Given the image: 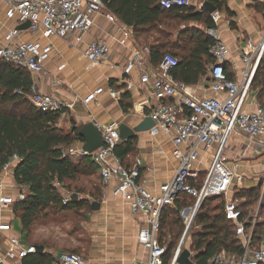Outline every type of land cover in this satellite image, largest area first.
<instances>
[{
    "label": "built area",
    "instance_id": "built-area-1",
    "mask_svg": "<svg viewBox=\"0 0 264 264\" xmlns=\"http://www.w3.org/2000/svg\"><path fill=\"white\" fill-rule=\"evenodd\" d=\"M193 1L159 0V3L163 8L171 9L192 6ZM203 4L204 2L198 6L200 11ZM0 6L5 8L7 20L16 25L0 40V61L23 67L35 74L42 73L45 64L52 57L53 37L64 39L69 34L78 32L79 39L82 40L94 25V17L106 8L104 0H0ZM210 15L217 28H207V34L214 40L210 49L213 62L208 68L207 77L211 89L217 94H222L221 96H199L190 85L176 80L172 70L180 61L172 53H165L156 68H147L145 55L149 50L139 49L123 69L129 78L127 90L135 87L131 77L134 69H137L141 83L151 89L152 97L157 100L151 111L145 114V117L150 116L155 121V125L150 129L152 135L165 133L172 137L173 156L179 162V167L174 178L160 186L158 194L151 193L140 183V161L133 167H128L115 155V148L122 142L120 123L116 121L108 124L93 121L102 134V145L94 152L88 154L82 146L76 148L74 145L65 150L69 155L89 156L100 175L102 185L105 187L115 181L113 195L126 201L133 212H139L145 217L147 227L140 231L138 238L148 252L147 264H164L167 247L161 244L159 238L161 215L164 208H175V201L181 194L196 199L194 206L184 207L180 211L186 230L192 226L197 211L206 198H226L224 214L227 220L235 224L244 254L239 257L223 249L216 253L208 264H264V238L258 246L254 245L256 219H241L243 211L238 200L229 197L233 179L237 174L228 167L222 157L229 138L236 132L244 135L252 147L264 150V108L259 105L252 88L254 77L264 57V35L259 43L252 40L246 42L245 47H248L249 51L243 50L241 53L244 68L241 80L237 81L229 77L226 71L230 49L218 31L222 13L217 10ZM110 18L114 20L113 17ZM26 21H30L31 25L25 31L38 36L32 41L19 40V35L24 30H19L17 26ZM84 56L89 61V67L108 63L110 46L104 39L91 40L86 45ZM107 91L115 99L120 97V91L114 87L108 88ZM104 92L103 87L91 91L82 98V102L89 105ZM27 97L35 108L42 112H63L72 107V104L54 94L40 93L34 89ZM182 145H187V149L183 150ZM212 146H217V150L212 155L210 167L202 172L196 167L200 150L202 147L207 149ZM19 161L20 158L14 155L2 167L1 173L10 175L11 169ZM202 174H205L203 180ZM262 182L264 193V175ZM55 185L62 187L58 181ZM16 188L15 195L0 196V210H14L15 203L26 198L28 188L18 184ZM70 200V196L64 197L65 203ZM12 230L11 223L0 222V264H26V259L37 253L36 248L26 246L21 236H2ZM181 252L182 241L176 248L170 264H178ZM52 264L98 263L78 252L60 251L53 255Z\"/></svg>",
    "mask_w": 264,
    "mask_h": 264
},
{
    "label": "crops",
    "instance_id": "crops-1",
    "mask_svg": "<svg viewBox=\"0 0 264 264\" xmlns=\"http://www.w3.org/2000/svg\"><path fill=\"white\" fill-rule=\"evenodd\" d=\"M222 1L224 2V10L222 11H225L231 20L238 22L237 28L229 26L228 22H223L222 27L218 26L221 39L230 49L226 71L230 77L240 81L244 68L241 53L243 50L249 51L242 39L248 35L255 43H259L263 37L259 32V23L264 21L256 13L257 9L255 7L250 8L248 4L264 3V0ZM202 2L204 1L194 0L192 6L200 11L198 6ZM222 11L220 12L222 13ZM223 15L222 13V19ZM110 17H113L115 21ZM257 17L259 18L258 22L253 20ZM243 18H245L244 21ZM15 26L13 21L7 20L5 8L2 7L0 10V40L7 31ZM143 34L145 33H137L133 28L120 22L105 8L103 12L94 17V25L82 37V40L79 39L80 34L78 32L69 34L64 39L52 38L51 42L54 45L52 57L45 64L42 73H31V75L34 82L33 89L36 92L54 94L72 104V107L62 114L58 123L59 127L70 132L79 128L80 125L94 120L99 124L116 121L135 127L144 119L145 114L151 111L157 100L152 97L151 89L141 83L140 72L137 69H134L131 77L135 87L132 90H127L126 85L129 78L123 71L128 61L134 58L137 50H149L147 44L141 43ZM37 37L36 34L24 30L20 33L19 40L32 41ZM95 39H104L109 44L110 59L108 63L89 67V61L84 56V50L87 43ZM43 41L47 42L45 39ZM145 56L148 61L147 68H156L157 65H154L150 60V51ZM188 85L199 96L222 95L211 89L210 80L207 76L202 77L195 84ZM100 87H103L105 92L101 93L96 101L85 105L82 98ZM110 87L120 91L118 99L113 98L108 93L107 89ZM253 92L256 95V90L253 89ZM125 93L130 95L129 99L124 96ZM128 106L129 108L126 110L125 107ZM136 138V148L124 159V164L133 167L140 161V183L151 193L158 194L160 186L171 181L179 167V162L173 156L172 137L165 133L152 135L149 130L138 133ZM82 145L83 142L80 141L74 144L76 148ZM181 148L186 150L187 145H182ZM216 150L217 146L207 149L202 147L199 153V162L196 163V167L200 171L204 172L210 167L212 155ZM201 155H203L202 159ZM79 157L81 158V156ZM222 157L228 167L235 170L237 174L233 179L234 185L237 184L235 179L239 177L242 181H246L247 184L245 185L248 186L255 187L259 183V176L264 173V150L252 147L244 135L238 132L233 133L224 148ZM85 167L84 176L88 181L86 197L89 198L90 202H100L101 208L88 213L85 230L89 239L78 242L75 248L84 257L98 264H147L148 252L138 238L140 231L147 227L145 217L139 212H133L126 201L113 195L115 181L105 187L102 185L100 175L91 166L90 160L85 162ZM92 183L99 186L98 192ZM16 185L12 174L0 173V196L4 194L15 195L17 192ZM62 189L65 191L64 188ZM94 191L97 195L96 193H94L95 195L92 194ZM63 195L64 197H71L72 193L65 195L63 192ZM17 219L20 221L14 210H0V222H9L13 226L10 233H3L2 236L6 237L10 234L21 236L26 246L44 245L45 253L51 255L53 250L45 245V239L42 236L43 232L49 233L48 230L47 232L44 229V224L37 222L32 231L27 233L29 241H25L24 233L26 232L23 231V228L21 230L14 228V222ZM20 225L22 227L21 221Z\"/></svg>",
    "mask_w": 264,
    "mask_h": 264
},
{
    "label": "trees",
    "instance_id": "trees-1",
    "mask_svg": "<svg viewBox=\"0 0 264 264\" xmlns=\"http://www.w3.org/2000/svg\"><path fill=\"white\" fill-rule=\"evenodd\" d=\"M203 1L212 2L218 11L224 10L222 0ZM104 2L109 12L135 32L146 34L156 31L158 37L147 44L150 60L154 65H159L165 53H172L180 61L172 70L176 80L195 84L207 76L208 65L213 62L210 54L214 43L212 37L200 30L190 29L179 32V35H190V40L185 45H179L181 40L163 39L168 36L163 26L172 27L166 22L170 19L203 23L206 29L217 28L205 8L201 11L194 6L165 9L159 0H104ZM33 88L34 82L28 70L0 61V173L2 167L14 155L20 158L15 165L14 179L18 185H25L28 190L26 198L15 203L14 212L20 218L23 231L28 234L37 222L48 216L49 210L63 211L81 206L91 208L92 203L88 199L64 202L62 188L70 185L66 184V181L74 180L80 172H85V162L90 160V157L85 155L75 160L73 155L65 153V150L75 142H84L79 135V128L66 132L58 126L65 111L42 112L35 108L27 97L33 92ZM252 88L256 90L257 101L264 102V59L261 60L256 72ZM124 96L130 98L128 93ZM128 108L129 106L125 107L126 110ZM136 143V137L120 143L114 150L115 155L124 162V159L135 150ZM90 163L97 170L91 160ZM56 181L63 187H56ZM260 192L262 183L249 189L237 190L234 198L245 199L243 206H250L253 200H258ZM221 197L206 198L201 203L187 232L184 242L187 239L191 240L190 250L194 255V264H208L209 260L223 249L239 257L244 254L242 241L236 234V226L227 220L224 214L226 198ZM216 200L219 201L213 204ZM195 203L194 197L181 194L175 201V208L163 209L159 238L161 244L167 247L164 264L171 263L178 245L177 241L185 231L180 217L181 209L194 206ZM242 211L243 221L247 218L252 220V217H248V209ZM263 226L264 224H257L253 232L255 246H258L264 237ZM183 244L182 251L185 249ZM26 264H52V257L45 252L33 253L26 259Z\"/></svg>",
    "mask_w": 264,
    "mask_h": 264
},
{
    "label": "rangeland",
    "instance_id": "rangeland-1",
    "mask_svg": "<svg viewBox=\"0 0 264 264\" xmlns=\"http://www.w3.org/2000/svg\"><path fill=\"white\" fill-rule=\"evenodd\" d=\"M248 6L250 8L255 7L257 9L256 13L259 14L260 19L262 18V20L264 21V3H254V4L251 3V4H248ZM1 9H2V7L0 6V10ZM222 13L224 15H223V19L221 21H219V25L222 27L223 22H228L229 26H233L234 28H237L238 22L231 20L230 19L231 17H229L225 11H222ZM244 20H245V18H243V21ZM253 20H256V22H258L259 18L257 17V18H254ZM166 22L168 24L172 25V27L167 28L166 25L163 26V29H165L166 33L168 34V36L166 35V37H164L163 39L167 38V40H171V41L181 40L179 45H185L190 40V35H188V36L183 35V34L179 35V32L181 30H190V29L191 30H200L201 32L207 34V29L203 23H198V22H194V21L183 22V21H180L178 19H170V20H167ZM160 29H162V27ZM259 32L261 33V36L264 35V22L259 23ZM178 35H179V38H178ZM142 36H143V40L141 43L142 44H149V43L154 41V38L158 37V34L156 33V31H152V32H148L146 34H143ZM244 38L242 39V41L245 44L248 40H252L250 37H248V35L246 37L244 36ZM258 103H259V105L264 106L263 101H259ZM72 157L75 160L80 159V157L78 155H73ZM202 158H203V155H201V159ZM263 175H264V173L260 174L259 183L256 186H258L261 183L263 184V182H262L263 181ZM204 176H205V174L201 175V180L204 179ZM68 183L70 185L68 187L64 188L65 191L62 189V192H64L65 195H68V193H72V194L77 193L79 199H86L87 198L86 195L88 194V181H87V178L84 176V172H80L74 180L66 181V184H68ZM235 183H237V184L236 185L233 184L231 191L229 193V197H232L233 199H235L234 193L237 190L241 191L242 190L241 188H243V189L252 188L251 185L250 186L245 185V184H247V182L242 181L241 178H236ZM92 185L95 187V189L98 192L99 186H96L95 183H92ZM94 193H96V192L95 191L92 192L93 195H95ZM96 195H97V193H96ZM223 198H225V196H223ZM87 199H88V201H90L89 198H87ZM219 200H221V199H219ZM219 200H216L213 204H216ZM237 200L240 204V207L242 206V210L248 209V211H249L248 217H252V220H253V218L256 219V225L257 224H264V193H263V190H262V192H260L258 200H255V201L253 200V203L250 206H243L245 199L239 198ZM91 211H92V209L89 208L88 206H81V207L63 210V211H61V210H49L48 216L42 218L39 221V223L44 224V229L46 231L47 230L49 231L48 234H45V232L42 233V236L45 239L44 240L45 245H47L49 248H52L53 253H55V252L57 253L58 251H70V252L80 253L75 248V245H77L78 242L88 241V239H89V235L85 230V222L87 220L88 213H90ZM252 220H250V221H252ZM183 224H184V228L186 231L185 222H183ZM233 227L234 226H232V229H233ZM14 228L17 230L22 229L19 219H17L14 222ZM255 228H256V226H255ZM193 229H195V227ZM262 229H263L262 235L264 236V226L262 227ZM185 231L182 233L179 240L177 241L178 245L181 244V241H182V238L184 236ZM24 240L25 241L28 240L27 233H24ZM178 245L176 246V248L178 247ZM183 245H184L183 247L185 249L187 248L190 250L191 249V240L187 239Z\"/></svg>",
    "mask_w": 264,
    "mask_h": 264
},
{
    "label": "water",
    "instance_id": "water-1",
    "mask_svg": "<svg viewBox=\"0 0 264 264\" xmlns=\"http://www.w3.org/2000/svg\"><path fill=\"white\" fill-rule=\"evenodd\" d=\"M203 8L209 13H213L217 11V7L210 1H205L203 4ZM31 22L26 21L25 23L18 25L17 28L19 30H26L30 27ZM155 125V121L152 119V117L147 116L145 117L138 125L135 127H130L126 123H121L119 130L122 141L134 138L137 136L140 132H146L149 131L153 126ZM79 135L83 138L84 142L82 145V149L87 152L88 154L94 152L96 149H98L102 145V134L99 131L98 127L95 125L94 122H89L86 124H82L79 127ZM15 167L11 169L10 174L13 176L15 175ZM79 197L77 193H74L71 195V200L73 202L78 201ZM92 210H99L101 208V203L98 201H93L91 203ZM188 229L186 230L183 238H182V244L186 238ZM36 252L37 253H44L45 252V246L44 245H35ZM193 253L189 249H184L181 254L178 257L177 263L178 264H194L193 262Z\"/></svg>",
    "mask_w": 264,
    "mask_h": 264
}]
</instances>
